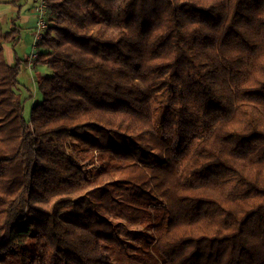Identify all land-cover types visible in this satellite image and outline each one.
<instances>
[{"label":"trees","instance_id":"trees-1","mask_svg":"<svg viewBox=\"0 0 264 264\" xmlns=\"http://www.w3.org/2000/svg\"><path fill=\"white\" fill-rule=\"evenodd\" d=\"M45 2L32 64L0 19V264H264V0Z\"/></svg>","mask_w":264,"mask_h":264},{"label":"crops","instance_id":"crops-1","mask_svg":"<svg viewBox=\"0 0 264 264\" xmlns=\"http://www.w3.org/2000/svg\"><path fill=\"white\" fill-rule=\"evenodd\" d=\"M13 1V2H12ZM30 0H0V19L4 20L8 14L14 13L18 15V22L21 26L20 35L25 32V34H31L34 28V15L32 13L33 4L31 6L28 4ZM33 1V0H32ZM12 17H10L11 19ZM9 19V20H10ZM22 37V36H21ZM4 50L6 52V61L8 63L13 62V53L10 46L4 44ZM29 50V45H28ZM28 50L24 56H27ZM38 70L45 73L46 70L43 66H39Z\"/></svg>","mask_w":264,"mask_h":264},{"label":"rangeland","instance_id":"rangeland-1","mask_svg":"<svg viewBox=\"0 0 264 264\" xmlns=\"http://www.w3.org/2000/svg\"><path fill=\"white\" fill-rule=\"evenodd\" d=\"M32 0H30L28 2V4L31 6ZM32 13L34 15V27H35V23H36V16H35V12H34V6L32 9ZM10 17H15V14H8V16H6L3 21V27L4 29H8L9 27V19ZM19 24V22H18ZM34 30V28H33ZM22 36V37H21ZM33 42V32L31 34H25V32L23 34L20 35V40L17 42L15 49L18 51L19 56L22 58L24 57L25 53L28 50V45H29V50L31 48ZM8 46H10L9 44H7ZM4 56H6V52L4 50ZM19 80L21 81V83L24 85L25 88L29 89L30 92L32 93V97L30 99H27L24 103V116H29V112H30V106L33 102V100L38 99L37 96L38 94L35 91V83H34V73H32V69H29L28 67L23 66L20 74H19ZM24 88V89H25Z\"/></svg>","mask_w":264,"mask_h":264},{"label":"built area","instance_id":"built-area-1","mask_svg":"<svg viewBox=\"0 0 264 264\" xmlns=\"http://www.w3.org/2000/svg\"><path fill=\"white\" fill-rule=\"evenodd\" d=\"M47 4L45 0H37L34 6V12L36 16V23L33 30V42L28 52L26 59L29 64H32L33 60L37 57V45L42 40L43 31L46 28L45 14H46Z\"/></svg>","mask_w":264,"mask_h":264}]
</instances>
